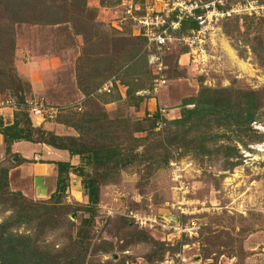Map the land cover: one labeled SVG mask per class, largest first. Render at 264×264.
<instances>
[{
  "label": "rangeland",
  "instance_id": "obj_1",
  "mask_svg": "<svg viewBox=\"0 0 264 264\" xmlns=\"http://www.w3.org/2000/svg\"><path fill=\"white\" fill-rule=\"evenodd\" d=\"M33 1H27L24 13L22 9L14 10L13 6L3 9L2 6L11 1L0 0L1 63L9 64L26 85L24 98L42 97L47 104L56 107L51 119L31 117V123L56 134L76 135L77 130L67 124L71 116H79L90 106L96 112H102L104 107L107 113L102 114L103 120L98 125L110 135L127 138L131 132L133 136L143 137L147 131V137L139 141L135 151H162L156 138L161 134L158 131L163 122L158 127L133 131L135 121L141 120L132 112L133 106L122 100L102 105L95 99L99 94L92 92V86L96 85L95 92L101 93L97 89L111 77L149 90L154 67L149 62L146 40L141 46L146 60L138 58V72L126 75L122 68H117L126 57L128 46L136 42L137 25L124 15L128 0L112 5L85 0V5L94 12L93 27L88 20L81 24L80 18L74 27L69 21L50 23L43 11L31 4ZM162 1L132 0L139 6L132 14H140L145 3L160 9ZM194 1L201 4L210 0ZM214 3L218 12L226 9L229 14L212 17L207 23L202 55L192 58L187 46L179 43L171 44L162 54L165 81L155 100L149 99L150 94L145 92L147 101H153L155 109L163 108L162 117H176L180 100L193 96L200 83L211 86L231 83L253 89L264 86V65L259 64L247 47L240 54L233 38L224 32L225 27L234 25V16L242 30L241 23L250 21L249 18L244 21L243 15H247L253 21L260 17L258 31L263 33L264 0ZM226 4L228 7H222ZM76 7V4L66 5L75 17ZM167 13L169 18L174 12L168 10ZM121 16L120 30L113 28L110 23L115 24V19ZM93 28L96 35L89 36ZM183 47L185 55L179 57L181 52L178 51ZM123 87L119 83V89ZM11 91L0 89V96L12 97ZM138 103L143 106V100ZM141 122L147 126L145 119ZM253 125L264 132L261 125ZM249 147L250 150L241 149L237 164L229 169L220 168L221 160L205 156L197 159L192 154L177 156L178 149H172L173 156L157 168H152L151 162L141 157L119 168L113 177L99 178L98 200L83 231L88 245L83 264H264V139ZM49 151L48 155H55L51 149ZM15 158L3 149L0 162L9 165ZM78 164L79 160L73 165ZM84 169L86 173L95 172L88 165H84ZM80 179L76 172L68 173L64 190L58 195L53 192L50 197L31 196L27 189L26 194L23 193L30 203L43 201L50 206L51 212L38 225L46 229L45 241L55 242L60 247L65 245V248L71 245L66 249L71 255L78 245L77 228L83 226L88 216ZM25 202L29 206V202ZM7 212L3 209L0 218ZM61 215L65 220L60 228L48 230V226H54L49 225L54 218H63ZM191 223L195 228H190ZM16 229L22 231L26 227L20 225Z\"/></svg>",
  "mask_w": 264,
  "mask_h": 264
},
{
  "label": "trees",
  "instance_id": "obj_2",
  "mask_svg": "<svg viewBox=\"0 0 264 264\" xmlns=\"http://www.w3.org/2000/svg\"><path fill=\"white\" fill-rule=\"evenodd\" d=\"M10 1L11 3L8 2L2 8L6 10L13 6L14 10L22 9L26 13L25 7L28 5L27 1L30 0ZM100 2L104 5H112L118 3L119 0H100ZM69 3L77 6L76 17L69 13V9H66ZM31 4L41 9L47 17L46 21L50 23L69 21L74 27L79 18L81 24H84L87 23L86 20L91 21L94 15L93 10L85 5V0H34ZM222 7H228V5ZM198 12L200 9L196 8L194 13ZM172 17L173 14L169 18ZM234 17L232 19L234 25L225 27L224 32L233 38V44L240 54L247 47L259 64L264 65V32L258 31L260 30L258 25L260 17L253 21L251 16L243 15L244 21L247 18L250 21L241 23L242 30L236 22L237 17ZM94 24L95 21H91V27ZM196 27L197 21L190 15L182 17L178 26L169 31L185 34ZM253 30L254 33L250 35L249 32ZM94 35L96 31L93 28L89 36ZM135 36L136 42L131 43L127 48L124 72L139 70L138 58L142 57L144 61L146 60V52L141 51L145 37L139 33ZM82 37L86 38L84 35ZM185 50L183 47L178 52ZM24 86L26 85L14 73L12 67L7 63H1L0 59V89H12L13 95L11 96L16 102L10 122L3 123L0 116V135L4 152L16 156L9 165L0 162V203L2 204L0 214L3 209L8 210L0 218V264H83L88 249L83 231L87 225L86 222L93 214V205L98 200L99 178L104 180L113 177L117 170L126 164L142 157L151 162L152 168H157L166 164L173 156L172 149H178L177 156L192 154L197 159L205 156V158L221 160L220 168L229 169L237 164V158L241 157V149L250 150L249 144L264 139V132L253 125L259 124L264 127V86L253 89L234 86L231 83L216 86L200 83L193 96L183 97L180 100L176 117L165 118L157 111L150 116L144 115L141 120L145 119L147 126H143L141 120H137L131 130L141 131L147 127L153 128L158 118H161L163 122L158 131L161 134L156 138L163 150L149 153L135 151L139 141L147 137V131L143 137L133 136L131 132L128 133L127 138L112 136L104 127L98 125L103 120V112L87 110L77 117L71 116L67 124L77 130L76 135L56 134L40 125H33L26 106L28 98H24L23 94ZM131 91L128 89L126 94L130 99L134 97L135 100L132 102L137 104L141 96H132ZM18 140L44 143L66 150L69 156H78L80 163L78 165L71 164L69 160L54 161L56 165L55 188L49 195V197L55 193L58 195L64 190L69 172H76L81 176L83 193L86 196L84 209L88 212V216L84 218L83 226L80 225L77 228L76 234L79 238L77 237L78 245H76L74 255L68 254L66 250L71 245L65 248V245L60 247L55 245V242L45 241L46 229L40 228L38 223L51 212L50 206L43 201L30 203L20 190L8 188V169L12 165L30 160L11 151V144ZM84 165L90 166L95 172L86 173ZM98 170L101 171L98 172ZM25 201L29 202V206ZM71 212L74 210L72 209ZM64 218L65 216L54 218L49 224L54 226H48L47 229L56 231L65 220ZM20 225L29 230L18 231L16 228Z\"/></svg>",
  "mask_w": 264,
  "mask_h": 264
},
{
  "label": "built area",
  "instance_id": "obj_3",
  "mask_svg": "<svg viewBox=\"0 0 264 264\" xmlns=\"http://www.w3.org/2000/svg\"><path fill=\"white\" fill-rule=\"evenodd\" d=\"M221 1L222 0H210L197 4L194 0H163L162 8L155 9L151 4L145 3L142 7V12L138 15H134L132 14V10L134 8H139V6L136 7V5L132 3V0H128L124 8V15L129 16L135 22V25H137L136 33L145 37L146 48L150 49L149 62L153 64L154 70L152 71L149 90L146 92L150 94L151 98L155 100L158 90L165 81L162 54L170 48L171 44L179 43L187 46V52L192 58L202 55L204 51V38L208 28L207 23L212 17L216 18L217 15H222L223 13L229 14V11L226 9L221 12L216 10V3L214 2ZM169 3L170 6H168ZM196 8L200 9V12L195 14L194 10ZM168 10L174 12L172 18H168ZM190 15L197 21L196 28L191 29L185 34L172 33L169 31V29H174L178 26V22L182 17ZM122 19L123 16L115 19L116 22L115 24L112 23V25L119 26ZM110 87L111 82L107 81L97 90L109 91ZM26 106L31 117L38 118L39 120L46 118L51 119L56 112V107L47 104L42 97L28 99L26 101ZM3 107H10L13 109L16 107V102L12 97L2 95L0 96V109ZM162 110L163 108L159 106L156 109L160 115H162ZM155 123L156 127L160 126L162 119L158 118ZM190 228H195L194 223H191Z\"/></svg>",
  "mask_w": 264,
  "mask_h": 264
},
{
  "label": "crops",
  "instance_id": "obj_4",
  "mask_svg": "<svg viewBox=\"0 0 264 264\" xmlns=\"http://www.w3.org/2000/svg\"><path fill=\"white\" fill-rule=\"evenodd\" d=\"M110 24L113 28L120 30V25L113 26L112 23ZM183 55H185L184 51H182L179 54V57ZM120 64H119L120 67L119 66L118 67L122 68V71L124 72L123 67L126 65V62L124 61V59H123V62ZM138 71L139 70L135 69V71H133L132 73L134 74ZM130 72L131 70H127L126 72H124V74L130 75L131 74ZM106 81L111 82V87L109 91H100L101 93H96L95 89L98 86L96 85L92 86L93 87L92 92L94 93V95H98V94L100 95V96L98 95V97H95L98 103L102 105L103 104L106 105V104H114L117 101L121 102V100L122 102L123 101H125L126 103L128 102V104L133 106L131 108L132 112L135 115L137 114L136 116H140V119L144 115L150 116L156 111L154 107V102L150 101L149 103L147 101L148 99L145 94V92L147 91L146 88H142L140 86H129L128 82L121 81L119 78L112 79L111 77V78H108ZM119 83L121 86H124L123 87L124 91L119 89ZM128 89L132 90L131 91L132 93L130 92V95L136 96L133 94L134 92L135 94H138L141 96V100H143V106H140L139 103L137 104L132 103V100L134 97L130 99L127 96L126 91ZM149 99H151V97ZM146 102L148 103L145 106ZM89 104L91 105L92 103H89ZM149 104L152 105V108L149 107ZM89 110L94 111L93 106H90ZM101 110L104 114L107 113L104 107H102ZM12 112H13V109L10 107H3L0 109V116H1V120L3 121V123H7L11 121ZM50 149L55 155H51V156L48 155V153L50 152L49 151ZM2 150H3V143H2L1 135H0V156H1ZM11 151L17 152L19 156L30 159V160L15 164L14 166H11L8 169L7 171L8 188L10 190H20L22 193H25V194H26L25 190L27 189L29 190L28 193L31 194V196L33 195L36 197H47L54 190L55 179H56V165L54 161L69 160L71 164H75V162L78 161L77 155L69 156L67 151L64 149L54 148L47 144L38 143V142H29V141H22V140L14 141L11 144ZM37 157H44L45 159L38 160ZM69 174H72V172H69Z\"/></svg>",
  "mask_w": 264,
  "mask_h": 264
},
{
  "label": "bare ground",
  "instance_id": "obj_5",
  "mask_svg": "<svg viewBox=\"0 0 264 264\" xmlns=\"http://www.w3.org/2000/svg\"><path fill=\"white\" fill-rule=\"evenodd\" d=\"M224 46H225V48L227 49V51L229 52V54L232 55V51H231V49H230L226 44H224ZM241 69H242V67H241Z\"/></svg>",
  "mask_w": 264,
  "mask_h": 264
}]
</instances>
